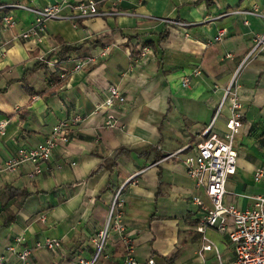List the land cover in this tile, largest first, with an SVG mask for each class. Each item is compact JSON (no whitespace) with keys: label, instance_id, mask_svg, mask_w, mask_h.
Instances as JSON below:
<instances>
[{"label":"crops","instance_id":"crops-1","mask_svg":"<svg viewBox=\"0 0 264 264\" xmlns=\"http://www.w3.org/2000/svg\"><path fill=\"white\" fill-rule=\"evenodd\" d=\"M57 1L0 0V125L6 124L0 132V169L19 149L44 142L59 122L85 117L42 174L31 179L32 168L24 165L1 175L0 255L16 264L8 247L21 238L16 250L32 249L31 264L92 262V239L121 191L126 234L138 264H234L235 250L216 228L204 235L218 253L202 251V215L193 198L208 207L211 202L195 188L184 159L221 106L213 131L225 132L231 115L226 91L236 78L244 117L236 140L237 172L224 201L252 209L254 198L264 193V182L254 181L257 168L264 167V53L247 59L264 22L231 14L264 7V0H97L120 14L51 20L40 38H22L35 15L9 5L40 9ZM7 15L14 19L13 29L3 23ZM219 31L224 39L212 44ZM60 42L81 48L67 61L56 55L47 60L61 51ZM86 59L90 63L76 70V62ZM110 86L127 100L110 111L125 129L104 127L109 112H97ZM48 240L60 246L44 247ZM124 261L121 235L112 233L95 264Z\"/></svg>","mask_w":264,"mask_h":264},{"label":"built area","instance_id":"built-area-1","mask_svg":"<svg viewBox=\"0 0 264 264\" xmlns=\"http://www.w3.org/2000/svg\"><path fill=\"white\" fill-rule=\"evenodd\" d=\"M103 1L58 0L55 4L40 9L24 4H12L9 7L23 9L35 15L33 26L21 34L22 38L29 39L33 37L40 38L46 31V22L51 20L71 19L83 21L96 17H111L120 14L116 10L104 9L102 6ZM231 14L236 16H253L264 22V7L257 5L248 10H234ZM128 15L131 14L128 13ZM169 22L175 26H184L183 23L177 21ZM3 23L8 29L15 27V22L11 15L5 16ZM245 24L247 26L250 25L248 20L245 21ZM224 37L225 32L219 31L214 37L212 44L222 41ZM262 53H264V33L256 37L255 45L247 59ZM227 57L231 58L232 56L227 55ZM90 61L88 59L78 60L76 62V70L83 69ZM188 84L189 80L187 79L184 85L188 86ZM226 97L230 100L231 115L226 123L225 132L218 134L213 131L222 109L221 106L211 124L204 130L203 139L197 143L194 153L184 159L186 172L193 180L195 188L203 190L211 202V206L208 207L200 197L193 198V203L199 207L202 215L198 231L204 235L207 228H216L220 233L227 234L236 254L234 264H264V193L254 198L255 205L252 209L241 210L234 205L225 204L224 201L228 193V181L237 172L238 151L236 140L242 128V118L244 117L243 107L236 91V78L227 89ZM126 102L127 100L120 89L116 86H110L107 99L97 110V112L102 110L109 112L104 127L125 129V125L119 124L115 115L110 111L114 106L124 105ZM84 120V116L76 114L69 120L59 122L53 128L52 134L44 142L35 147L19 149L2 166L0 177L3 173L16 172L24 165L31 166L32 169L29 173L31 179L42 174L45 164L52 159L58 145L69 143L74 128L79 126ZM5 126L6 124L0 125V132H3ZM190 147L191 145L186 146L180 152H184ZM254 181L256 183L264 182V167L257 168L254 174ZM124 218L125 202L121 196V191H119L115 194L110 205L109 216L104 228L92 239L96 250L94 260L92 262L81 260V264H95L112 233L121 235L125 246L124 264H138L136 246L133 240L126 234L127 230ZM42 220H45V218L42 217ZM203 240L205 242L203 252L217 251L215 243L208 237L204 235ZM22 242L23 239H18L17 244L8 247V251L16 254V264H31L32 249L24 248L19 253L16 250V246ZM43 246L53 250L60 246V242L48 240ZM37 247H42V244H38ZM153 263L154 261H150V264ZM0 264L14 263L6 256L0 255Z\"/></svg>","mask_w":264,"mask_h":264},{"label":"trees","instance_id":"trees-1","mask_svg":"<svg viewBox=\"0 0 264 264\" xmlns=\"http://www.w3.org/2000/svg\"><path fill=\"white\" fill-rule=\"evenodd\" d=\"M163 37H165V35H162V38ZM60 47H61V51L51 54L50 56L47 57V60H50L53 57V55H56L61 61H67L71 53L76 52L77 50L81 48V46L73 47L64 42H60ZM39 65H46V64L43 62H40ZM62 81L64 82V80ZM63 82L59 83V86L62 85ZM26 87L31 95L35 94V92L30 89L29 85H27ZM124 150L125 149H121L120 152Z\"/></svg>","mask_w":264,"mask_h":264}]
</instances>
